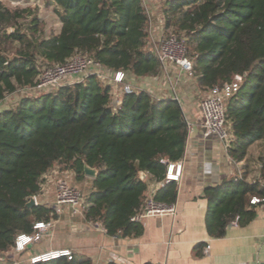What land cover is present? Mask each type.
Returning a JSON list of instances; mask_svg holds the SVG:
<instances>
[{"label":"trees","instance_id":"16d2710c","mask_svg":"<svg viewBox=\"0 0 264 264\" xmlns=\"http://www.w3.org/2000/svg\"><path fill=\"white\" fill-rule=\"evenodd\" d=\"M44 1L55 4L61 26L58 33L37 38L38 18L28 28L32 36L20 33L15 25L24 11L0 0V44L19 45L12 55L0 49V103L8 94L36 85L37 56L50 66L79 53L113 72L134 77L159 73L160 62L147 48L148 16L141 0ZM167 5V11L177 14L176 33L183 36L176 37L184 41L201 89L242 77L225 111L234 135L228 153L240 161L251 143L264 140V0H167ZM187 129L176 99L159 100L146 90L124 94L113 109L110 87L94 74L52 92L22 96L14 106L0 109V253L15 244L18 234L33 233L36 221L57 217L51 208L25 206L55 165L70 169L76 180L85 178L84 163L96 168L82 210L85 221L99 222L109 235H140L142 224L131 217L144 207L151 180L158 184L156 202L176 200L177 183L166 181V173L169 164L183 157ZM261 171L264 177V164ZM253 195L264 197V187L244 178L205 187L207 234L222 237L232 221L248 223L255 214ZM29 264L91 262L72 253L70 259Z\"/></svg>","mask_w":264,"mask_h":264},{"label":"crops","instance_id":"0c3cea01","mask_svg":"<svg viewBox=\"0 0 264 264\" xmlns=\"http://www.w3.org/2000/svg\"><path fill=\"white\" fill-rule=\"evenodd\" d=\"M126 81L134 90H146L156 99H176L188 124L184 154L179 160L175 213L143 219L138 236L109 235L99 222H88L83 217L92 178L85 175L76 180L72 171L53 167L43 175L40 191L34 197L36 205L53 209L57 217L23 251H16L14 244L0 253V264H29L32 256L66 249L76 257L89 259L91 264H264V200L251 203L255 214L248 223L232 221L222 237H211L205 227L207 201L202 197L205 187L229 179L237 181L239 176L264 187V140L251 143L242 160H233L216 136L203 133L199 103L207 90L174 63L160 67L156 76L126 73ZM59 179L81 188V207L56 204ZM157 187L153 180L149 182V190Z\"/></svg>","mask_w":264,"mask_h":264},{"label":"built area","instance_id":"2783aa9c","mask_svg":"<svg viewBox=\"0 0 264 264\" xmlns=\"http://www.w3.org/2000/svg\"><path fill=\"white\" fill-rule=\"evenodd\" d=\"M141 4L145 7L148 20L149 11L146 6V1L141 0ZM154 53L157 56L161 67L167 62L174 63L180 70L188 75L193 73V60L186 55L184 41L175 36H167L155 46ZM94 74L105 85L110 87V105L113 109H117L121 103V98L124 94L134 91L132 85L126 81V72L118 70L111 71L103 67L100 63L94 61L90 56L82 54H74L63 64H54L45 66L37 77V83L33 87L26 89L31 90H47L49 92L57 88L75 82H82L84 78ZM78 79H73L70 83H66L67 78L79 76ZM81 75L83 78H81ZM242 80L241 75H235L231 81L217 84L207 90L205 97L199 103L202 117V129L205 136H216L225 146L231 144L234 140V135L226 124L225 111L227 101L237 92L239 84ZM188 125V124H187ZM181 163H171L168 166L166 173V181H177L180 175ZM241 177H236L235 180ZM155 189H150L144 202V207L139 212L131 217V221L141 223L143 219L161 214L175 213L173 204L167 205L156 202L153 198ZM82 199V193L71 186L65 179H59L56 183V204H69L76 208L79 206ZM264 198L252 197L250 203H257ZM51 221H36L33 224V233H20L15 239L16 251H23L27 244L39 239L40 235L51 226ZM66 256L71 258L70 250H59L42 253L32 256L29 263L36 261L48 260L50 258ZM16 264V262H13Z\"/></svg>","mask_w":264,"mask_h":264},{"label":"rangeland","instance_id":"374dc122","mask_svg":"<svg viewBox=\"0 0 264 264\" xmlns=\"http://www.w3.org/2000/svg\"><path fill=\"white\" fill-rule=\"evenodd\" d=\"M146 6L149 11V20L146 26L147 32V48L151 49L154 52L155 46L158 43L166 38L167 36H183V33H176L175 27V18L177 17L176 13L167 11L168 5L167 0H145ZM5 5L10 9L23 10V15L18 19V23L15 25V28L20 33H26L28 36H32L29 32V26L34 17L38 18V33L35 35L37 38L47 37L52 33H58L60 30V22L58 17L54 12L55 4L50 3L46 4L44 0H3ZM8 32L11 31V28L7 29ZM177 38V37H176ZM1 48L6 50L9 55L15 53L19 48L18 43H1ZM79 54V53H76ZM37 64L39 65L40 70H42L47 63L42 60L39 56L36 57ZM83 78V76L81 77ZM75 77L67 78L66 83H70ZM85 79V78H84ZM36 91V92H34ZM47 90H31L26 88H20L17 91L8 94L3 101L0 103V109L8 108L15 105L18 99L22 96H36L41 93H47ZM52 92V91H51ZM201 101V99H200ZM58 167V165L54 166ZM65 170V169H64ZM71 171L70 169H67ZM71 186H74L72 183L68 182ZM81 192V188L74 186ZM82 193V192H81ZM83 199L80 200L79 207L83 203Z\"/></svg>","mask_w":264,"mask_h":264},{"label":"water","instance_id":"95a60500","mask_svg":"<svg viewBox=\"0 0 264 264\" xmlns=\"http://www.w3.org/2000/svg\"><path fill=\"white\" fill-rule=\"evenodd\" d=\"M83 172H84V175L91 177V178H94L97 175L96 168L91 167V166L87 165L86 163H84V165H83ZM145 175L146 174L144 172H140L141 179H144ZM35 205L36 204H35V197L34 196H31L29 198V200L25 203V206L28 208H31Z\"/></svg>","mask_w":264,"mask_h":264}]
</instances>
